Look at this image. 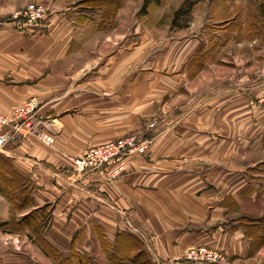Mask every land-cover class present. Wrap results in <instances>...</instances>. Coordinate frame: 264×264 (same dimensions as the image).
Listing matches in <instances>:
<instances>
[{
  "label": "crops",
  "instance_id": "crops-1",
  "mask_svg": "<svg viewBox=\"0 0 264 264\" xmlns=\"http://www.w3.org/2000/svg\"><path fill=\"white\" fill-rule=\"evenodd\" d=\"M28 2L45 5L48 15L41 25L21 31L9 19ZM136 5L0 0V112L32 96L43 101L34 131L0 149V264H57L61 258L68 264H173L187 249L201 246L221 252L226 264H264V220L258 207L243 211L245 202L264 204L261 185L249 176H217L216 163L207 158L221 146L233 148L214 117L255 100L246 93L247 77L218 83L224 88L214 96L223 94L212 109L174 102L159 130L150 132L155 135L147 152L128 156L121 175L112 177V166L84 175L69 166L66 156L109 141L89 140L78 128L89 130L103 115L119 114L104 103L122 98L124 82L137 83L120 76L116 81L109 72L121 68L122 50L134 52L137 37L150 36L145 30L138 34ZM238 34L242 39L238 29L229 35ZM181 68L183 78L188 64ZM208 113L212 122L202 123ZM29 214L31 223H18ZM9 233L23 235L32 251L25 245L20 252L9 249L1 238Z\"/></svg>",
  "mask_w": 264,
  "mask_h": 264
},
{
  "label": "rangeland",
  "instance_id": "rangeland-1",
  "mask_svg": "<svg viewBox=\"0 0 264 264\" xmlns=\"http://www.w3.org/2000/svg\"><path fill=\"white\" fill-rule=\"evenodd\" d=\"M190 2L136 0L138 34L145 30L149 31L150 36H138L134 52L122 50L121 68L114 72L109 69V72L112 73L110 76L115 75L116 81L120 76L122 79H136L137 83L129 86L124 82L121 84L122 98L115 101V105L110 101L104 103L105 109H114L119 114L103 115L97 121L98 124L90 123L89 130H78L92 141L134 136L147 138L150 146L152 136L155 135L150 132L159 130L163 116L173 110L167 112L166 109L172 107L174 102L179 106L184 102L201 103L202 106L198 108L212 109L218 99L216 96L223 94L214 96L217 89L224 88L218 83L228 76L231 79V76L243 75L249 83L250 90L246 93L250 97L254 94L255 100L229 115L214 117L208 113L201 118V122L206 124L212 122L211 118L214 117L217 129H224L234 141L233 148L225 149L221 146L212 150L211 156L207 158L211 163H216L217 176H249V179L261 185L260 191H264V0ZM177 4L183 6V12L178 16L175 15ZM235 29L241 32L242 39L239 34L236 37L229 35ZM230 36L234 40L223 42L224 38L231 39ZM204 63L206 65L200 71L198 66ZM185 64H188V69L182 78L181 66ZM92 73L90 71L89 76ZM128 93L131 94V100L126 99ZM132 96L135 98L132 99ZM242 100V106L248 103ZM201 161H204L203 158ZM223 166L227 167V171L232 170V173L223 171ZM244 204H247L243 206V211L248 212L246 214L253 213L252 208L258 207L255 210L261 216L260 220H264V204ZM1 238L14 252H20L18 250L23 247L32 251L24 242V236L19 233H9ZM56 262L68 264V258ZM43 263L49 264L46 261Z\"/></svg>",
  "mask_w": 264,
  "mask_h": 264
},
{
  "label": "built area",
  "instance_id": "built-area-1",
  "mask_svg": "<svg viewBox=\"0 0 264 264\" xmlns=\"http://www.w3.org/2000/svg\"><path fill=\"white\" fill-rule=\"evenodd\" d=\"M48 8L37 2L26 4L23 8L11 14L9 21L21 31L41 25L47 18ZM264 100V88L262 89ZM43 105V101L32 96L8 113L0 112V149L19 136L33 132L36 126L35 115ZM150 144L147 138L127 137L119 140H109L99 145L90 146L78 156H66L73 172L84 175L98 171L106 166H112V177L121 175L126 170L127 157L133 154L146 153ZM182 259L194 263L226 264L223 254L215 249L204 246L189 248L173 264Z\"/></svg>",
  "mask_w": 264,
  "mask_h": 264
},
{
  "label": "trees",
  "instance_id": "trees-1",
  "mask_svg": "<svg viewBox=\"0 0 264 264\" xmlns=\"http://www.w3.org/2000/svg\"><path fill=\"white\" fill-rule=\"evenodd\" d=\"M194 3V0L192 1L191 0V2H190V4H193ZM189 3H188V5H190ZM183 6H181L180 8H178L176 11H175V15L176 16H178L179 14H181L182 12H183V8H182ZM48 214H46L44 217H46ZM32 214H29V215H27V216H25V217H23L18 223H20L21 221H23L24 223H31L32 221H33V219H32ZM18 223H16V225H19ZM1 225H4V223H0V226ZM78 263H80V259L78 260Z\"/></svg>",
  "mask_w": 264,
  "mask_h": 264
}]
</instances>
